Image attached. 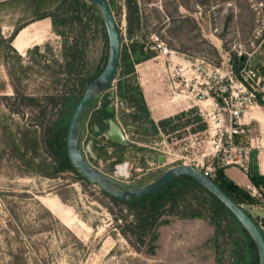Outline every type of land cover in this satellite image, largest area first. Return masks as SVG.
<instances>
[{
  "label": "rangeland",
  "instance_id": "rangeland-1",
  "mask_svg": "<svg viewBox=\"0 0 264 264\" xmlns=\"http://www.w3.org/2000/svg\"><path fill=\"white\" fill-rule=\"evenodd\" d=\"M128 1L107 0L122 48L129 49L133 41L143 44L144 52H153L149 66L154 70L162 66L151 49L156 39L213 65L244 56L247 65L264 68V0H130L140 22L132 37L127 32ZM97 10L91 3L73 5L70 0L0 5V264H234L243 251L234 226L228 230L223 222L224 233H218L207 215L181 219L165 214L155 239L153 234L139 237L126 206L114 204L71 173L50 174L48 128L61 115H72L68 99L75 97L77 103L107 61L108 39ZM64 18L71 19L66 26L60 25ZM75 45L80 55L69 66V49ZM131 78L138 84L136 74ZM120 79L118 69L109 91L83 113L81 144L84 150L93 123L100 119L98 110L107 105L114 108L128 145L97 139L95 158L85 153L91 166L137 188L182 165V157L201 158L207 148L206 126L198 107L184 112L176 131L161 130L160 135L150 116L134 118L135 111L117 97ZM168 149L167 163L156 169L157 156ZM124 163L126 172L120 174L117 166Z\"/></svg>",
  "mask_w": 264,
  "mask_h": 264
},
{
  "label": "built area",
  "instance_id": "built-area-1",
  "mask_svg": "<svg viewBox=\"0 0 264 264\" xmlns=\"http://www.w3.org/2000/svg\"><path fill=\"white\" fill-rule=\"evenodd\" d=\"M151 49L157 54L156 59L161 60L162 78L172 98L198 107L206 126L204 154L199 159L182 157L181 164L193 165L210 180L214 179L216 169L234 167L246 173L252 152L264 150V125L258 118L250 116L253 108L264 113L262 69L244 63L235 70L231 60L226 58L220 65H213L173 51L157 39ZM255 123L259 125L258 129H255ZM158 131L162 135L159 128ZM123 132L125 134L124 129ZM242 135L246 136V141L238 142L237 138ZM169 152V149L168 153L161 152L167 161ZM122 165L127 167L128 164ZM247 191L264 206L263 187L249 186ZM254 221L264 234V220Z\"/></svg>",
  "mask_w": 264,
  "mask_h": 264
},
{
  "label": "trees",
  "instance_id": "trees-1",
  "mask_svg": "<svg viewBox=\"0 0 264 264\" xmlns=\"http://www.w3.org/2000/svg\"><path fill=\"white\" fill-rule=\"evenodd\" d=\"M70 3L73 5H79L80 3H84V1L70 0ZM127 10V32L129 37H132L134 30L139 29L140 27L139 18H137L136 16L138 14L136 4H132V1L129 0L127 3ZM97 12L99 13L98 10ZM45 17L47 16H44L41 19ZM70 20L69 18L68 20L64 18L60 20V25L66 26L68 21ZM76 48L77 47L75 45L71 46L69 49V66L73 65L74 62L79 58L80 53ZM152 57L153 52L150 50L144 52V45L140 44L137 41H133L129 49L123 46L121 50L120 62L118 66V69L121 73V79L117 84L116 94L119 99L125 101L135 111L134 118L136 119H142V113H144L146 116H149V112L140 87L137 83L131 82L130 80L132 79L131 77H134L135 74L134 66L136 64L148 61ZM244 63L245 60L244 62H241L240 57H236L235 62H233L232 64L235 70H239ZM262 71L264 74V68L262 69ZM96 76L90 79V81H92ZM75 99V97L71 98L70 96L67 105H74L75 107ZM107 107V105H104L98 110L100 119L93 123L94 125L100 126L101 129L103 127L105 128L103 124L104 119L114 117V113L109 114L107 112ZM184 117L185 113L182 112L174 117L161 120L157 124H155V130L159 128L162 131H166L167 129L169 131H176L177 128L182 126L181 120ZM70 118L71 113L67 115H61L59 119L53 122V124H51L48 128L45 145L52 158V163L49 166V170L51 172L50 174L53 175L62 172L71 173L78 180L86 182L78 175L77 172L73 170L67 158L65 139ZM201 127L202 129L205 128L204 125H202ZM110 144L111 146L121 147L111 142ZM212 181L220 190H222L238 205H251L256 204L258 201L255 198L251 197L248 192L238 188L229 180H227L222 169H216L215 177ZM251 181L253 182V184H256L258 186L259 182L255 177H251ZM100 191L114 204L126 206L132 217L134 218L135 226L133 228L139 237L145 234H153V239H155L156 235H154V230L160 223L159 221L161 217L165 214L176 215L181 219L202 218L207 215L210 223L214 226L215 230L218 233H224L221 230L223 222L225 223V228L228 230H232L233 226L238 229V232L241 235L243 251L236 255V261L234 264H259L257 249L244 229L217 198H215L212 194L201 187L194 179L189 176H179L166 188L159 192L139 199L128 200L126 202L117 200L109 196L102 190ZM182 205L184 206L182 207ZM180 207H182V210H180Z\"/></svg>",
  "mask_w": 264,
  "mask_h": 264
},
{
  "label": "water",
  "instance_id": "water-1",
  "mask_svg": "<svg viewBox=\"0 0 264 264\" xmlns=\"http://www.w3.org/2000/svg\"><path fill=\"white\" fill-rule=\"evenodd\" d=\"M82 1L91 3L97 7L107 35L109 52L104 68L88 83L86 89L76 103L70 118L65 141L67 158L73 170L90 185L99 188L109 196L123 202L149 196L163 190L179 176H189L217 198L232 214L254 243L258 253V263L264 264V236L256 222L241 205L235 203L229 196L220 190L212 180L205 177L193 165H177L170 167L151 182L137 188H129L124 186L120 181L102 174L89 164L85 158V153L95 158L92 152L93 139L104 137L107 141L122 147L127 146L128 142L118 122L109 118L103 122L105 126L104 129H101L98 125L94 126L92 139L89 140L85 149H82L81 134L83 113L92 102L103 93L108 92L113 85L117 76L122 50L121 35L107 0ZM244 60L245 57L240 56V61L244 62ZM112 98L115 99L116 95L112 94ZM107 112L112 114L114 112L113 107L108 106ZM157 160L160 166L167 162L166 157L163 155H159Z\"/></svg>",
  "mask_w": 264,
  "mask_h": 264
},
{
  "label": "crops",
  "instance_id": "crops-1",
  "mask_svg": "<svg viewBox=\"0 0 264 264\" xmlns=\"http://www.w3.org/2000/svg\"><path fill=\"white\" fill-rule=\"evenodd\" d=\"M5 1L10 0H0V5L2 6ZM46 18L47 17L28 21L24 27L35 21L44 20ZM150 61L151 60L136 64L135 74L151 121L157 124L161 120L174 117L193 108L194 106L192 104L183 103L172 98L170 92L167 90L166 82L160 77L161 68H155V70L150 68ZM153 70L156 72L158 78H156L155 74L152 73ZM250 116L256 117L259 121H261V117L264 116V113L256 108H253ZM245 120L248 121V117H246ZM261 125L264 124L262 123ZM254 127L255 129H258L259 125L255 123ZM242 136L245 137V139H242L239 142L246 141V136ZM156 162L157 165L154 164L153 166H156V169H158L161 166H159L158 160ZM123 172H126L125 169H121L120 174H123ZM223 173L227 180L246 192H248L247 188L249 186H257L256 184H253L251 177H255L257 179L259 182L258 187L264 188V150L252 152L249 169L246 173L234 167L223 169ZM242 207L253 219L264 220V206L260 205L258 201L256 204L242 205Z\"/></svg>",
  "mask_w": 264,
  "mask_h": 264
},
{
  "label": "bare ground",
  "instance_id": "bare-ground-1",
  "mask_svg": "<svg viewBox=\"0 0 264 264\" xmlns=\"http://www.w3.org/2000/svg\"><path fill=\"white\" fill-rule=\"evenodd\" d=\"M26 29V28H25ZM24 32V31H23ZM21 34V33H20ZM23 34V33H22ZM26 36V35H25ZM22 38V37H21ZM23 40V39H22ZM126 167L124 166V165H121V166H119L118 167V169H119V172L121 171V169H125ZM126 170V169H125Z\"/></svg>",
  "mask_w": 264,
  "mask_h": 264
},
{
  "label": "flooded vegetation",
  "instance_id": "flooded-vegetation-1",
  "mask_svg": "<svg viewBox=\"0 0 264 264\" xmlns=\"http://www.w3.org/2000/svg\"><path fill=\"white\" fill-rule=\"evenodd\" d=\"M106 119H109V118H106ZM106 119H104L103 122H104ZM111 119H114V117L111 118ZM102 129H104V127H103ZM96 140H97V139H93V143H95ZM90 157H91V156H90ZM91 158H92V157H91Z\"/></svg>",
  "mask_w": 264,
  "mask_h": 264
}]
</instances>
